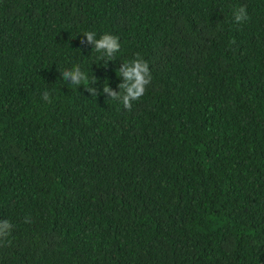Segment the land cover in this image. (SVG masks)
Returning a JSON list of instances; mask_svg holds the SVG:
<instances>
[{
  "label": "trees",
  "instance_id": "trees-1",
  "mask_svg": "<svg viewBox=\"0 0 264 264\" xmlns=\"http://www.w3.org/2000/svg\"><path fill=\"white\" fill-rule=\"evenodd\" d=\"M0 220V264H264V0H0Z\"/></svg>",
  "mask_w": 264,
  "mask_h": 264
},
{
  "label": "clouds",
  "instance_id": "clouds-1",
  "mask_svg": "<svg viewBox=\"0 0 264 264\" xmlns=\"http://www.w3.org/2000/svg\"><path fill=\"white\" fill-rule=\"evenodd\" d=\"M236 23H243L250 19L247 13L246 6H240L233 12ZM86 40H81V45L93 46V52L99 53L98 59L104 61L105 67L109 61H113L116 54L121 50L119 37L112 34H103L97 38L96 33L87 31L83 34ZM235 44V40L231 42ZM62 80L70 82L72 85L83 86L87 92L93 97L100 95L97 88L90 85L98 83L95 76L89 80L86 72L81 70L79 65L74 66L71 70H64L60 73ZM118 77L122 78L123 82L118 85L119 93L109 87L106 81L103 86V92L110 97L111 101H117L122 104L123 108L131 111L133 103L139 101L147 91L148 86L152 83L153 77L150 71L149 63L139 54L131 60L122 62V66L117 72ZM48 103H52L51 94L45 90L43 97ZM30 218L25 219V223H30ZM13 225L9 220H0V245H2L11 234Z\"/></svg>",
  "mask_w": 264,
  "mask_h": 264
}]
</instances>
